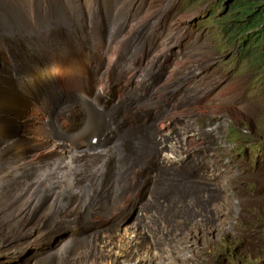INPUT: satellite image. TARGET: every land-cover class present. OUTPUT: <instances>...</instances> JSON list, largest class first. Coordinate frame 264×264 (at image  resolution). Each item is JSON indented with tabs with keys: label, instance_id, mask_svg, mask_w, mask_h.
<instances>
[{
	"label": "bare ground",
	"instance_id": "1",
	"mask_svg": "<svg viewBox=\"0 0 264 264\" xmlns=\"http://www.w3.org/2000/svg\"><path fill=\"white\" fill-rule=\"evenodd\" d=\"M163 17L127 0H0V244L19 241L25 264H66L81 247V231L88 241L82 260L97 252L94 263L188 264L176 245L193 247L198 212L219 219L209 202L228 189L226 172L202 173L215 188L206 185L202 192L211 194L198 198L182 175L158 181L145 173L154 185V220L174 235L161 257L136 259L137 246L128 243L140 213L130 211L132 183L148 168L175 170L193 159L176 160L174 137L155 128L165 114L175 127L178 107H192L202 90L187 86V71L159 73L178 47L164 36ZM68 226L76 227L70 235Z\"/></svg>",
	"mask_w": 264,
	"mask_h": 264
},
{
	"label": "rangeland",
	"instance_id": "2",
	"mask_svg": "<svg viewBox=\"0 0 264 264\" xmlns=\"http://www.w3.org/2000/svg\"><path fill=\"white\" fill-rule=\"evenodd\" d=\"M127 1L143 12L164 13L163 34L175 38L178 47L170 54L168 66L161 67V76L171 78L173 74H186L187 71L190 73L187 86L202 87L197 94L199 100L192 107H178L175 127L170 125L171 115L168 117V114L155 123V128L164 137H174L172 144L176 160L187 154L193 155V159L189 157L179 169L166 168L162 163L161 167L156 165L154 169L143 170L144 173L157 175L158 181L159 174L173 175L171 173L174 172L184 176V183L190 185L193 198L206 192L211 194L210 190L215 188L214 181H208L201 176L202 173L212 177L224 171L228 176L226 192H219L217 198L209 202L211 210L220 213L219 219L211 221L206 212L199 211L193 224L197 227L190 241L193 247L188 249L178 244L176 250L182 249L190 255L188 264H264V49L255 48L256 44L250 41L241 46L232 44L225 30L217 24L218 19L230 11L233 1L228 0L226 10H223L221 0ZM227 28L238 31L236 24L229 23ZM241 39L238 41L241 42ZM190 68L199 74L191 75ZM159 85L162 87V82ZM200 94L206 98L201 99ZM163 106V110L169 108L165 104ZM178 136L181 148H177L180 145ZM149 175H146L144 184L132 183L129 193L130 211L133 214L140 212L135 217L138 221L131 224L127 234L131 248L134 244L137 246L136 259L153 255L161 257V246L168 248L174 235L172 231H167V222L154 220L157 201L153 196L154 185L147 183ZM206 185L212 187L202 192L201 188ZM198 207L199 203H196L195 208ZM216 224H224L225 227L215 232ZM74 227H66V233L72 234ZM203 231L209 235L200 239ZM84 234L81 231L75 236L81 247L73 251L66 264H109L108 261L92 262L97 252L91 253L90 259H80L83 247L88 245ZM112 240L115 241L116 236L113 235ZM45 250L48 248L45 247ZM21 254L19 241L0 244V264H25L23 255L24 259H20ZM56 259V254L50 256V260ZM170 263H173L172 258Z\"/></svg>",
	"mask_w": 264,
	"mask_h": 264
},
{
	"label": "trees",
	"instance_id": "3",
	"mask_svg": "<svg viewBox=\"0 0 264 264\" xmlns=\"http://www.w3.org/2000/svg\"><path fill=\"white\" fill-rule=\"evenodd\" d=\"M223 10L233 1L230 11L218 19V25L225 30L227 39L232 44H245L247 41L256 44L255 48L264 49V0H221ZM236 24L238 31L228 29V24ZM259 37V39H258ZM242 38V41L238 40ZM254 39V40H251Z\"/></svg>",
	"mask_w": 264,
	"mask_h": 264
},
{
	"label": "clouds",
	"instance_id": "4",
	"mask_svg": "<svg viewBox=\"0 0 264 264\" xmlns=\"http://www.w3.org/2000/svg\"><path fill=\"white\" fill-rule=\"evenodd\" d=\"M241 41H242V39H241ZM238 45V44H237ZM239 46V45H238ZM193 105V104H192ZM188 107V106H187ZM184 121V120H183ZM176 134H177V132H176ZM180 145H181V142H180ZM180 145L179 146H177V147H180ZM142 176H141V183L142 184H144L145 182H143V179H145L146 178V175H145V173H144V171L142 172ZM154 214H156V213H154Z\"/></svg>",
	"mask_w": 264,
	"mask_h": 264
}]
</instances>
